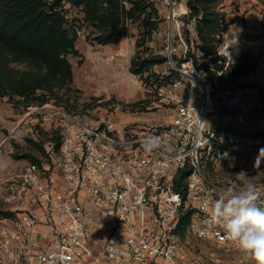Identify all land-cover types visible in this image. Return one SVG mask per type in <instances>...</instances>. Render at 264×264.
I'll return each mask as SVG.
<instances>
[{
	"label": "built area",
	"instance_id": "1",
	"mask_svg": "<svg viewBox=\"0 0 264 264\" xmlns=\"http://www.w3.org/2000/svg\"><path fill=\"white\" fill-rule=\"evenodd\" d=\"M233 50L224 40L217 55L228 64ZM182 71L188 84L158 88L155 106L174 109L169 121H151L139 108L91 118L49 104L33 110L41 116L38 132L58 131V142L51 136L43 142L48 163H31L6 181L12 214L0 217V264H88L95 257L90 236L96 222L106 231L108 264H229L187 255V245L206 242L237 253L233 264H264L208 223L211 203L241 186L221 172L241 171L264 149V136L240 135L211 117L260 108L264 76L260 85L221 90L223 69L213 80L203 69ZM53 122L55 130L44 128ZM149 136L158 138L152 150L144 147Z\"/></svg>",
	"mask_w": 264,
	"mask_h": 264
},
{
	"label": "rangeland",
	"instance_id": "2",
	"mask_svg": "<svg viewBox=\"0 0 264 264\" xmlns=\"http://www.w3.org/2000/svg\"><path fill=\"white\" fill-rule=\"evenodd\" d=\"M97 3L96 0H65L59 5L58 11L63 16L62 28L72 40L67 49L62 50L53 44L56 48L50 46L26 51L31 61L25 59L23 51L9 49L8 62L14 69H32L42 73L54 69L66 74L68 71L63 58L71 67L72 78L54 85L51 91L44 88L28 96L0 95V217L12 214L5 200L7 179L31 163H48L43 142L50 136L57 142L58 131L43 129L38 132L41 116L33 110L39 105L47 103L63 107L83 118L96 115L113 117L116 113L122 117L139 108L143 114L140 116L151 121H169L174 109L155 106L158 88L174 85L179 80L188 84L182 70L203 69L213 80L217 66H222L221 90L247 82L259 85L263 82V78L254 73L262 68L259 65L262 48L244 44L252 34L245 30L246 24L251 26L261 17L264 0H216L213 5L215 14L211 20L215 25L209 33L210 45L217 48L218 54L222 41L238 42V45L233 43L234 56L228 64L222 55L204 57L195 19H190L185 0H114L115 28L108 19L101 17ZM115 29L119 35L107 43V37ZM263 36L259 35V38ZM59 52H62L61 59L57 56ZM133 60L136 61L134 67ZM115 108L118 112H113ZM254 112L255 109L246 112L214 111L215 117L211 118L217 117L218 121L230 124L232 129H247L254 124L253 129L263 130L264 119L249 122L248 117ZM55 126L53 122L44 128L55 130ZM257 160L258 157L254 158L242 170L258 188L264 189V154L259 156L255 168ZM238 172L225 169L221 175L241 183L236 175ZM57 175L54 172V176ZM185 249L191 258L216 263L233 264L238 257L237 253L208 242L199 247L190 244Z\"/></svg>",
	"mask_w": 264,
	"mask_h": 264
},
{
	"label": "trees",
	"instance_id": "3",
	"mask_svg": "<svg viewBox=\"0 0 264 264\" xmlns=\"http://www.w3.org/2000/svg\"><path fill=\"white\" fill-rule=\"evenodd\" d=\"M65 0H0V95L14 93L20 96H28L39 89L52 90L54 85L62 83L65 79L71 80V67L66 60V74L59 73L58 70L49 69L46 72H40L32 69L18 70L9 65V49L15 48L18 51L34 49H45L55 45L67 49L71 39L62 28V18L58 11L59 5ZM76 2L80 0H67ZM96 4L101 17L108 19L114 28L117 14L112 11L114 0H96ZM179 1V0H177ZM216 0H185L188 7L190 19H195L196 30L201 40L202 52L204 57H212L217 54V48L212 47L209 41L210 31L215 22L211 20L215 14L214 4ZM119 35L117 30L110 32L106 42H112ZM56 48V47H55ZM61 50V51H62ZM62 52L57 55L59 59ZM25 59L31 61L29 55ZM49 67H52L47 63ZM136 64L133 60L132 66ZM218 70L222 66H217ZM139 72L140 70H134ZM223 75L219 78L220 82ZM47 104V103H46ZM41 104L39 106H42ZM251 123L258 119H264V104L255 109L249 117ZM237 133L243 136L256 137L261 136L264 132L258 128H235ZM55 139V138H53ZM58 142V137H56ZM186 172H182L177 179L178 186L182 185V180Z\"/></svg>",
	"mask_w": 264,
	"mask_h": 264
},
{
	"label": "clouds",
	"instance_id": "4",
	"mask_svg": "<svg viewBox=\"0 0 264 264\" xmlns=\"http://www.w3.org/2000/svg\"><path fill=\"white\" fill-rule=\"evenodd\" d=\"M157 145L156 137L144 140L146 150ZM260 154H264V149ZM236 175L241 181L239 190L229 188L211 203L208 223L222 227L223 238L238 242L243 250L255 252L264 261V201H260V189L248 178L247 172L241 170ZM204 211L207 213L209 209L204 208Z\"/></svg>",
	"mask_w": 264,
	"mask_h": 264
},
{
	"label": "crops",
	"instance_id": "5",
	"mask_svg": "<svg viewBox=\"0 0 264 264\" xmlns=\"http://www.w3.org/2000/svg\"><path fill=\"white\" fill-rule=\"evenodd\" d=\"M259 23H262L263 26H261V24H259ZM246 27H247V29H245V30H249L250 33H252V34L250 35V37H249L250 39L247 40V42H246V44H244V46L254 47V48L261 47L262 48L261 51L264 54V36H263V33H264L263 32L264 31V12L261 15V17L256 20L255 24H251V26H250V23H249L248 25L246 24ZM259 35H261L263 37L259 38ZM233 43L238 45V42H236V40H234L232 42V45H233ZM263 54H261L260 59H259V61H260L259 65L262 68H260V69L256 68L257 70L254 72V73H258L259 74L258 76L261 78H263V76H264V55ZM253 125L250 126L251 129H253L252 128ZM105 233H106V231H104L102 229L101 223L96 222L92 225L90 241H91V244L95 250V257L90 259L88 261V264H108V262L104 258V254L102 252V242H103L102 236Z\"/></svg>",
	"mask_w": 264,
	"mask_h": 264
},
{
	"label": "water",
	"instance_id": "6",
	"mask_svg": "<svg viewBox=\"0 0 264 264\" xmlns=\"http://www.w3.org/2000/svg\"><path fill=\"white\" fill-rule=\"evenodd\" d=\"M171 2H172V0H170ZM173 9L171 8V11H172Z\"/></svg>",
	"mask_w": 264,
	"mask_h": 264
}]
</instances>
